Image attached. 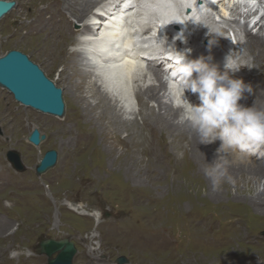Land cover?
<instances>
[{
	"label": "rangeland",
	"instance_id": "1",
	"mask_svg": "<svg viewBox=\"0 0 264 264\" xmlns=\"http://www.w3.org/2000/svg\"><path fill=\"white\" fill-rule=\"evenodd\" d=\"M8 1H14L16 3V8L12 9V12H9L7 16L0 20V57L11 50H18L27 55L29 59L37 64L45 75L62 90L65 103V114L59 117L26 107L16 101L7 89L0 86V127L2 129V134H0V217H19L22 215V210L34 204H38V202H48L52 209L48 221H46L45 217L43 224L37 227L34 233L28 248V250H31V256H27L28 258L21 260H11L9 258V253H7V256L5 255L0 259V264H49V257L40 252V243L46 239H68L73 242L76 247L73 264H139L137 263L138 261L133 260L131 253L126 249L117 246L114 248L109 237L112 225L117 223V221L120 222L121 218L123 220V216H125L122 207L123 200L125 199L124 196L117 191L102 188L96 183V175L92 169L94 159L92 156H90L89 159H84L80 149L82 146L90 147L93 145L90 136L95 127V123H84L82 118L76 115V90L73 83L62 75L64 68L63 55L62 57L59 55L60 57L49 59L43 53V50H45L43 45L47 42V37L50 34L51 36L57 35L59 30L57 25L63 21L61 12H59L61 8L55 6L58 4L59 0ZM51 3L54 6L51 5ZM227 3H222V5L219 4L218 7L215 8L216 12H221L226 18L219 23L211 19L208 23L209 27H211L212 42L215 43L216 39V43L211 47V50H209V47H207V49L213 57L212 62H216L221 68L223 60L218 57L219 55L224 57L230 50L239 51L240 49L244 50L247 54L245 47V27L247 26L248 29L253 32L257 31L254 26H248L249 24H247L248 22L246 23V17H240L239 11L227 9ZM255 4L256 6L253 12L257 10L258 13L261 12L260 15H263L264 10L260 5L264 6V0H262V2H255ZM229 5H234V2L229 3ZM46 6L50 8L47 9ZM50 9L55 11L56 16L52 19L56 22H51V17L47 15V11ZM245 13H247V15H249V13L252 14L249 9H247ZM41 17H43V22L46 19L48 20L50 27L45 26L44 23L40 21ZM56 17L60 19L56 20ZM68 18H70L68 26H70V30L72 31L69 32V36L67 35L70 41L65 46L66 50L75 48V45H71V42L74 38L73 35L78 33L77 30L79 31V27H76V25L81 24V22H78L74 17L68 16ZM239 18L240 21L244 20V22L237 23ZM37 29L39 30L37 31ZM206 30L207 28L203 31L204 34H208ZM213 33H218L220 37H216ZM201 34L203 33L201 32ZM224 35H226L227 43L223 41ZM64 36H66L65 31ZM200 38H203V36L201 35ZM200 42L202 44V40H200ZM201 44L197 45L202 47ZM247 55L251 57L249 61L251 69L243 67L245 71L240 70L235 75L245 76L247 73H250L255 81L264 84V67H259L252 55L249 53ZM146 69L145 72L150 75L149 65ZM150 77L151 76L148 78ZM92 79L94 80V78ZM151 79L152 77L147 80L146 83H151L153 80ZM109 80L110 79L105 75L104 79L99 80L100 82L98 83L101 89L111 98V108L114 111L116 109V111L120 110V112L123 113L125 111L123 108L124 104L114 95ZM142 84L144 85V82ZM260 87L264 88V85L261 86L259 84L257 87L253 88V93L259 90ZM169 88L172 91L171 87ZM168 92L166 93L167 96L169 95ZM166 99L170 101L174 107H178V105L182 103L181 100H173V96L171 99L169 97ZM136 103L138 109L133 112L134 115H130V112L128 113L129 110L126 113L124 112V115L125 117H133V120L136 119L134 120L135 124L136 126L138 125L137 127H139L140 130L139 139H134V143L130 146L134 149L140 146L145 151L146 159H150L151 161L156 160V155L159 154L158 162L149 164L142 180V184L150 188L149 191L154 196V199L157 198L158 200L160 199L159 201L163 202L165 199L166 201L169 199H172L169 201L179 200V203L196 211L200 220H203V216H208L207 218L205 217L208 221V226L213 231L215 230L213 234L216 233L218 237L226 233L227 234L222 237H227L228 227L230 228L232 226L236 229V227L239 226V228L236 229L235 236H233L232 232L229 230V234L234 238L230 243L228 242L225 244L224 242L222 244H217L215 241L214 244L211 242L209 244V249L212 248L211 252L206 253V255L200 254L194 256L193 260L186 258L183 262L186 264H264V205L256 206L246 200V195L256 194L262 189L263 186L261 184L264 183V176H261L262 182L260 184L257 180L258 176L256 177L253 174L243 172L240 173L241 175L233 174L230 171L233 177V183H227L225 181L219 188H213L210 180L204 175V171L202 170L206 167L205 162H200L190 151L189 147L184 145H168V148H161L163 149L164 156L160 154L161 149L160 151L159 149L154 150V145L158 142L156 139L157 136L154 134L152 138H150L148 127L146 128L148 119H143L140 112H138L140 100H136ZM238 103L245 105V103L241 101ZM152 105H155V102H151L150 106ZM119 107L122 109H118ZM137 120L139 121L137 122ZM34 129H38L40 133L46 137L38 146H35L28 140ZM81 134L83 137H87V141L81 140ZM122 135L126 136V133L124 132ZM138 140L140 141L138 145H136V141ZM52 149L58 152V161L56 165L41 175L37 174L36 168L38 164L41 162L46 152ZM9 151H16L19 153L21 161L20 168L15 167V165L9 161L7 157ZM164 151H167V153L165 154ZM181 152L183 153V157L179 158L178 153ZM183 158L185 160H183ZM255 158L256 156L250 158V161ZM258 159L264 160V154L261 153ZM88 160L89 163H86ZM242 160H244V158ZM189 164L190 167L188 166ZM158 172L159 174H157ZM181 172H183V175ZM161 175L163 176L161 177ZM157 176H159V178H157ZM187 176L189 177L187 178ZM244 177L248 178V183H246ZM189 181L190 183H188ZM159 184L161 185L159 186ZM248 184L250 186L249 188L254 189L253 193L248 191ZM157 199L156 201H158ZM61 202L67 205L66 211L64 210L62 212L58 207V203ZM237 203L239 204L237 205ZM64 214L68 216L64 218ZM246 217L248 219H246ZM13 224L14 228H16L15 226L18 225V221H13ZM89 226L90 228H87ZM243 234L244 236L242 237ZM176 235H178L177 231ZM144 239L149 241L153 246L157 241L160 242L159 239L157 240L146 235ZM164 241L166 242L165 245H168V241ZM161 251L164 250L161 249ZM57 255L58 253L54 254L53 258ZM120 259H124V262L120 263Z\"/></svg>",
	"mask_w": 264,
	"mask_h": 264
},
{
	"label": "bare ground",
	"instance_id": "2",
	"mask_svg": "<svg viewBox=\"0 0 264 264\" xmlns=\"http://www.w3.org/2000/svg\"><path fill=\"white\" fill-rule=\"evenodd\" d=\"M143 1H145L155 10V18L160 22L163 19L170 20V16H167V12H174V7H178V0H173L175 5L172 7L167 6L168 3L165 4V1L170 0ZM191 1L192 0H182L185 5L190 4L189 2ZM256 1L262 2V0ZM218 2H220V5H222V3H227L225 0ZM233 2H236V0L229 1V3ZM179 4L181 3L179 2ZM51 5L53 4L51 3ZM55 6H59L61 8L59 9V12H61L63 21L57 25V28L59 29L57 35L51 36L50 34L47 37V42H45V45H43L45 48L43 53L49 59H55L59 55L61 57L63 55L64 68L62 75L67 77L69 81L73 83V86L76 90V115L81 117L84 123H95V127L90 136L91 143L93 145L90 147L82 146L80 149L83 153L84 159H89L90 156H92L94 159L92 169L96 175V183L102 188H108L121 193L125 198L123 200L124 202L122 203L125 216H123V220L121 218L120 222L117 221V223L113 224L111 227L109 237L113 243L112 246L114 248L117 246L119 248L126 249L129 253H131L133 260L138 261L137 263L139 264H186L183 262V260H186V258L193 260L194 256L200 254L206 255V253L211 252L212 248L209 249V244L211 242L214 244L215 241L217 244H222L225 242L226 244L233 241L234 238L231 234H229V230L232 232L233 236H235L237 231L236 229H238L239 226L236 227V229H234L232 226L230 228L228 227L227 237H222L227 233L221 234L222 236L218 237L216 233V235L213 234L215 230L213 231L208 226V221L206 219L208 216H203V220H200L198 218L199 215L196 214V211H194L192 208H187L182 203H179V200L169 201L172 200L169 199L166 201L165 199L163 202L159 201L160 199H154V196L149 191L150 188H148L147 185L142 184L143 176L145 171H147V167H149V164H152V162H158L159 154L156 155V160L151 161L150 159H146L145 151L140 146H137L136 149L131 147L134 143V139H139L140 130L139 127H137L138 125L136 126L135 124L134 120L136 119L133 120V117H125L124 115V112L126 113L128 110L130 115L135 112V110L133 108L131 109L130 107L128 101L129 96L125 94H128L130 88H133L135 100H140V108L138 112H140L143 119H148L146 128L148 127L150 138H152L154 134L157 136L156 139L158 142L154 145V150L159 149L160 151L161 148H165L171 144L173 146L184 145L189 147L190 151L195 155V157L199 159L200 162L212 163L220 141H216L212 144H201L199 143L198 136L187 123H177L181 116V108L174 107L173 104L166 99L168 97L171 99L173 92L170 90V86L164 79L162 64H148L150 75L147 72H142L143 68L141 63L145 61L142 55L134 52L131 48H125V46L130 47L134 45L133 43L135 38L139 39V36H134L136 35L134 26H131L128 23L129 14L127 13L131 11L133 4H127L125 0H59L58 4ZM260 6L264 10V6ZM49 8L50 7H47V9ZM238 8L239 6L236 5L235 7L232 6L229 10L239 11L237 10ZM249 10L254 15H257L258 13L257 10L256 12H253V8ZM252 14L249 13V16ZM47 15H49L48 17H51L50 20L53 22L54 20L52 18L56 16L55 11L50 9L47 11ZM68 16L74 17L78 22H81V24L76 25V27H79V31L77 30L78 33L73 35L74 38L71 42V45H75V48L70 50L65 49L66 44L70 41L67 35L69 36V32L72 31L70 30V26H68L70 23V18H68ZM263 17L264 12L263 15L259 16L258 21H256L254 24V28L257 29L256 32L248 29L247 26L245 27V47L247 54L249 53L252 55L254 61L259 67H264ZM42 18L43 17H41L40 20L41 22H43ZM120 18H123L122 20L124 21L125 25H128L127 27H120L123 23L118 22ZM55 19L58 20L60 18L56 17ZM94 19L98 20V24H93L95 21ZM171 21H173L172 17ZM170 22H165V24ZM43 23L45 26L50 27L47 19ZM38 30L39 29H37V31ZM64 31L66 36H64ZM155 32L159 33L161 31L158 28L155 29ZM178 33L177 36L176 33L171 35L168 34L167 41L177 43L176 40H178V44L180 42H186L194 47L197 44L200 45V40H202L201 48L202 50L207 51L206 49L208 44L204 43V38H200L201 32H199V30L193 29L191 27L187 28V26L184 25V28ZM122 36H124L123 42H121ZM209 40H211V37ZM120 43H122V45H119L120 48L118 50H114V45ZM116 53H119L118 55L121 53V55L113 57V54L116 55ZM210 54L211 53L209 51L206 56ZM218 57L224 60L222 55H219ZM136 59L141 60V63L136 61ZM240 70L245 71L243 68ZM105 75L110 79L109 84L114 95L119 99V101L123 102L124 107L126 105L128 106V109H124L125 111L123 113H121L120 110L116 111L115 109L114 111L111 108V98L101 89L98 83L100 82L99 80L104 79ZM149 76H151L153 80L151 79L152 82L147 84V80L151 78H148ZM235 77L242 78L246 83H250L253 88L257 87L259 84L261 86L264 85L261 82L255 81L250 73H247L245 76L235 75ZM92 78H94V80ZM143 82L144 85L142 84ZM167 92L169 93L168 96L166 95ZM185 95L193 105H198L200 103V100L196 94L186 91ZM245 97V99L241 100V102L245 103V106H252L255 100L257 106H264L263 87H260L259 90L252 94L245 93ZM151 102H155V105L150 106ZM118 109L122 108L119 107ZM138 121L139 120H137V122ZM124 132L126 133V136L122 135ZM81 136V140L87 141L86 136L83 137L82 134ZM139 141L140 140L136 141V145H138ZM164 152L165 154L167 153V151ZM262 153L264 154V152ZM160 154L164 156L163 149H161ZM250 158L252 157H248L246 155L244 156V160H242L239 153H237L235 150H230V155L228 156L230 161L228 165V173L229 175H231V173L240 174L241 172L253 174L256 177L258 176V183L261 184V176H264V160H259V156H256V158L252 161H250ZM183 160L185 159L183 158ZM86 163H89V160ZM188 166L190 167V164ZM181 173L183 175V172ZM157 174H159V172ZM162 176L163 175H161V177ZM188 177L189 176H187V178ZM157 178H159V176H157ZM244 179L246 180V183H248V178L244 177ZM188 183H190V181ZM160 185L161 184H159V186ZM261 185L263 187L262 189L260 188L261 190L259 192L249 196L246 195V200H248L249 203H252L256 206L264 205V183ZM249 187L250 186L248 184V191L253 193L254 189ZM156 199L158 201H156ZM239 203H237V205ZM66 206L67 205L62 204V202L58 203V207L62 212L64 210L66 211ZM51 211V205L48 202H38V204H34L27 207L25 210H22V215L19 217H0V259L14 249L20 250L22 253L26 252L30 246V242L35 231L37 230V227H40V225L43 224L45 217L46 221H48ZM67 216L68 215L64 214V218ZM246 219L248 218L246 217ZM15 220L18 221V225L15 226L16 228H14L13 224V221ZM87 228H90V226ZM176 231L178 232V235H176ZM145 235L157 240L159 239L160 242L156 240L157 242L153 246L151 243H149V241L144 239ZM243 236L244 234L242 237ZM164 240L168 241V245H165L166 242ZM161 249L164 251H161ZM27 256L30 257L31 255L20 254L14 260L25 259L28 258Z\"/></svg>",
	"mask_w": 264,
	"mask_h": 264
},
{
	"label": "clouds",
	"instance_id": "3",
	"mask_svg": "<svg viewBox=\"0 0 264 264\" xmlns=\"http://www.w3.org/2000/svg\"><path fill=\"white\" fill-rule=\"evenodd\" d=\"M206 28L209 33L210 27ZM213 34L220 37L218 33ZM215 43H212V39L209 40V50ZM177 52L183 53L184 56L176 66L175 74L176 91L180 94L182 102L178 105L181 108V116L177 123H187L201 144L220 141L213 162H205L204 175L210 180L213 188H219L225 181L233 183V177L228 173L230 150L239 153L241 159L245 155L253 157L264 152V106H257L256 100L252 106L238 103L246 98L245 93H253L250 83L235 77L241 68L251 69V57L242 49L230 50L224 56L221 68L219 64L212 62L211 55L190 59L191 49ZM186 91L196 94L200 103H190L185 96ZM178 157L182 158L183 153H178ZM20 254L31 255V250L22 253L14 249L9 252V258L16 259Z\"/></svg>",
	"mask_w": 264,
	"mask_h": 264
},
{
	"label": "water",
	"instance_id": "4",
	"mask_svg": "<svg viewBox=\"0 0 264 264\" xmlns=\"http://www.w3.org/2000/svg\"><path fill=\"white\" fill-rule=\"evenodd\" d=\"M15 7L14 1L0 0V19ZM0 86L7 89L16 101L26 107L59 117L65 114L62 90L45 75L37 64L18 50H11L0 57ZM0 134H2L1 127ZM45 138V135H41L38 129H34L28 140L38 146ZM8 159L15 167H21L18 152L10 151ZM57 161L58 152L54 149L47 151L36 168L37 174L47 172L56 165ZM40 252L49 257V264H73L76 247L68 239H47L40 243ZM56 253L58 255L53 258ZM123 262L124 259H120V263Z\"/></svg>",
	"mask_w": 264,
	"mask_h": 264
}]
</instances>
